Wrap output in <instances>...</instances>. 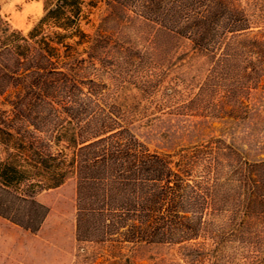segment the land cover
Masks as SVG:
<instances>
[{"label":"trees","instance_id":"obj_1","mask_svg":"<svg viewBox=\"0 0 264 264\" xmlns=\"http://www.w3.org/2000/svg\"><path fill=\"white\" fill-rule=\"evenodd\" d=\"M107 2L205 52L240 45L236 35L251 27L233 0ZM85 4L43 0V15L26 34L0 16V98L9 107L0 109V216L36 232L48 213L38 193L71 177L78 242L195 240L228 184L235 185L242 218L264 213V160L245 161L220 138L174 155L151 151L121 124L104 102V84L84 75L103 59L96 51L112 45L99 27L92 34L82 27ZM252 36L249 46L259 55L264 28Z\"/></svg>","mask_w":264,"mask_h":264},{"label":"rangeland","instance_id":"obj_2","mask_svg":"<svg viewBox=\"0 0 264 264\" xmlns=\"http://www.w3.org/2000/svg\"><path fill=\"white\" fill-rule=\"evenodd\" d=\"M85 3L88 22L82 27L91 34L99 27L112 45L96 51L103 59L84 75L104 84V102L151 151L174 155L220 138L243 160H264V51L258 55L249 46L264 28V0H233L251 27L236 35L240 45L226 49L221 43L207 52L107 0ZM42 15L43 0H0V16L24 34ZM7 108L1 97L0 109ZM228 170L223 167L220 175ZM234 189L221 188L195 240L78 242L71 177L38 193L48 213L36 232L0 216V264H264V213L242 218Z\"/></svg>","mask_w":264,"mask_h":264}]
</instances>
